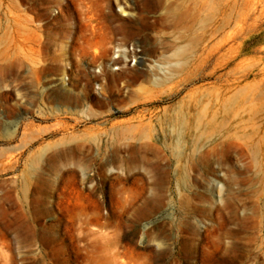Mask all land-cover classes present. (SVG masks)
<instances>
[{"label":"rangeland","instance_id":"374dc122","mask_svg":"<svg viewBox=\"0 0 264 264\" xmlns=\"http://www.w3.org/2000/svg\"><path fill=\"white\" fill-rule=\"evenodd\" d=\"M228 12L0 0V264H264V18ZM57 149L143 154L147 198L127 213L112 166L102 207Z\"/></svg>","mask_w":264,"mask_h":264},{"label":"bare ground","instance_id":"6f19581e","mask_svg":"<svg viewBox=\"0 0 264 264\" xmlns=\"http://www.w3.org/2000/svg\"><path fill=\"white\" fill-rule=\"evenodd\" d=\"M261 0H223L224 5H227L229 12L227 15H223L221 20V26L223 29L230 25V22H234V30L244 23L248 22L249 19H259L264 18V9L258 15H255V6ZM228 16V17H227ZM231 36V33L226 34L223 39L227 40ZM185 57L184 46L178 45L171 58H176L177 60L183 59ZM57 149L53 152L52 156L49 157L51 160H58V164H64L71 159L72 154L76 159V174L79 177V183L84 184L87 181L92 182L91 188H89V193L92 195H97L98 191L101 193L100 201L102 207L107 206V184L108 171L110 167L117 166L121 167L122 172L116 174L115 179L121 185L120 194L122 197L123 204L126 208L127 213L131 208L137 205L139 202H143L147 197L144 194L145 188L148 185H144L142 181L147 178V161L143 154L133 150V149H121L116 151H111L109 149H92L91 159L89 163H85L84 149ZM11 162V159H9ZM86 166H90L92 173L86 176H82L81 171L85 170ZM130 184H135L137 189L132 187ZM139 189H141L139 191ZM81 193L85 192V188H80ZM148 202H159L155 198H150ZM98 213V211H96ZM107 214H101L97 223L100 228H106L108 226V216ZM103 219V220H102Z\"/></svg>","mask_w":264,"mask_h":264}]
</instances>
